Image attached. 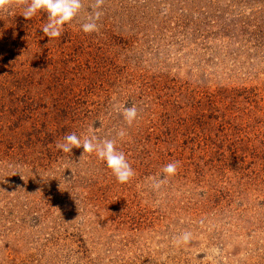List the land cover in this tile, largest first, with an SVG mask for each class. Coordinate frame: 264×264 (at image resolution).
<instances>
[{
    "label": "rangeland",
    "instance_id": "rangeland-1",
    "mask_svg": "<svg viewBox=\"0 0 264 264\" xmlns=\"http://www.w3.org/2000/svg\"><path fill=\"white\" fill-rule=\"evenodd\" d=\"M92 2L51 40L0 9V264H264V0H105L86 34Z\"/></svg>",
    "mask_w": 264,
    "mask_h": 264
},
{
    "label": "clouds",
    "instance_id": "clouds-1",
    "mask_svg": "<svg viewBox=\"0 0 264 264\" xmlns=\"http://www.w3.org/2000/svg\"><path fill=\"white\" fill-rule=\"evenodd\" d=\"M24 4L23 17L30 20L38 11L47 14L48 22L41 28L43 34L49 38H59L63 34V26L72 22L80 16L84 9L83 0H21ZM10 3V0H0V9ZM105 0H93L89 5L88 14L82 17L81 29L84 33H98L99 21L103 15ZM138 108L135 104L123 109V118L131 125L138 117ZM123 135V133H120ZM83 147L84 153H96L98 159L104 161L112 171L117 181L121 184L128 183L135 175L134 169L128 162L125 154L119 151L115 141L112 139L99 140L95 135L89 136L81 141V137L75 132L64 136L62 143H57V149L65 153H71L72 149ZM178 161L169 162L161 172L159 179L153 178L152 188L159 190L169 177L177 173ZM192 239V233L184 231L173 238L175 245L187 244Z\"/></svg>",
    "mask_w": 264,
    "mask_h": 264
}]
</instances>
